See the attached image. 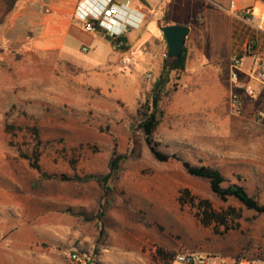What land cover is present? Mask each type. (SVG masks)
<instances>
[{
	"label": "rangeland",
	"instance_id": "obj_1",
	"mask_svg": "<svg viewBox=\"0 0 264 264\" xmlns=\"http://www.w3.org/2000/svg\"><path fill=\"white\" fill-rule=\"evenodd\" d=\"M19 4L0 0V264H164L181 250L264 259V215L220 199L208 180L183 167L219 168L264 203V120L250 116L264 110V93L235 116L231 66H220L212 80L172 73L155 142L182 161L158 162L136 123L168 53L162 27L129 30L127 54L83 24L87 51L41 50L3 33ZM202 12L189 22L200 23ZM36 128L48 173L103 174L115 151L126 155L111 192L98 183L39 181L19 153L32 152ZM203 201L212 206L210 224ZM230 208L242 216L223 225L218 218Z\"/></svg>",
	"mask_w": 264,
	"mask_h": 264
},
{
	"label": "crops",
	"instance_id": "obj_2",
	"mask_svg": "<svg viewBox=\"0 0 264 264\" xmlns=\"http://www.w3.org/2000/svg\"><path fill=\"white\" fill-rule=\"evenodd\" d=\"M83 0H20L19 6L10 14L9 22L3 33L12 41H30L41 50L78 51L86 48V32L79 27L82 24L76 17L77 7ZM122 5L136 28L148 30L156 26L186 25L191 28L187 38V71L197 74H209L211 80L220 66H231L235 47L248 38L247 29L232 14L233 10L251 9L257 18H264V0H116ZM235 7L231 8V3ZM203 10L201 23L189 22L196 10ZM197 12V14H198ZM158 15L156 23H152ZM168 15L170 24L161 23ZM195 15V14H194ZM196 28V30H195ZM163 40H165L164 35ZM161 38V37H160ZM159 38V39H160ZM264 39V37H263ZM130 41V39H129ZM166 42V40H165ZM167 45V42H166ZM168 46V45H167ZM252 66L253 59L247 58ZM231 72V70H230Z\"/></svg>",
	"mask_w": 264,
	"mask_h": 264
},
{
	"label": "trees",
	"instance_id": "obj_3",
	"mask_svg": "<svg viewBox=\"0 0 264 264\" xmlns=\"http://www.w3.org/2000/svg\"><path fill=\"white\" fill-rule=\"evenodd\" d=\"M198 10L194 12L197 15ZM164 24H170V18L168 15L164 17ZM201 23V22H200ZM247 29V34H250V29L245 26ZM97 34L107 38L115 47L116 43L124 42L129 43L127 35L122 36L118 41L112 39L108 36L103 28L100 26L97 21ZM254 37V35H252ZM124 51L129 50L128 47H123ZM238 50L235 47L234 53ZM187 60H188V49L185 48L184 54L177 59H171L166 56L164 60L163 70L153 86L152 91L149 93L146 102L142 105L141 109L138 111L136 128L142 133L145 141L151 149L153 157L161 163H167L172 159H177L182 161V158L179 155L167 154L158 149V145L155 142V135L158 131L159 126L161 125L164 118L163 110V100L167 94V87L171 82L172 73H182L187 70ZM14 126H8L7 132L12 133ZM35 134L37 137V144L33 147L32 152H23L19 149L20 157L29 162L30 167L39 174V181L45 180H58L62 182H72L80 184L88 183H98L104 191L108 194L112 190V183L118 181L120 178V173L122 172V165L127 159L126 155L118 154L117 151L112 155L108 165V172L106 173H87L81 175L76 173L74 175L68 174H57V173H48L44 171L41 165V145L42 141L40 140V132L36 128ZM183 167L186 172L196 178L206 179L210 182L212 192L218 196L220 199L227 201L230 198L237 200L241 203L246 209L254 211L258 215H264V203L260 201L257 196H252L247 191L246 187L231 182L222 172L221 169L216 167L209 166H196L191 162L184 161ZM239 178H241L239 176ZM227 184V185H226ZM207 211L205 212L204 222L210 224L212 222V217L214 215H209V209H212V206L209 201H203ZM104 216V213L100 218ZM241 213L235 208H230L229 213L226 215L220 214L218 220L220 223L225 225L228 222V219L232 217L233 221L239 220L241 218ZM88 220L94 221V218H89ZM173 257L171 255L167 262Z\"/></svg>",
	"mask_w": 264,
	"mask_h": 264
},
{
	"label": "built area",
	"instance_id": "obj_4",
	"mask_svg": "<svg viewBox=\"0 0 264 264\" xmlns=\"http://www.w3.org/2000/svg\"><path fill=\"white\" fill-rule=\"evenodd\" d=\"M234 7L235 2H232L231 8ZM232 14L250 29V35L233 55L230 72L231 112L235 116H242L247 105L258 103L264 93V53L261 51L262 43L260 42V38L264 37V18L257 20L251 9H243L239 12L233 10ZM76 17L88 33L95 35H98V21L105 33L116 41L126 35L130 29L136 28L130 17L124 14L122 5L116 0H83L77 7ZM128 46L129 43L118 42L115 48L124 51L123 47ZM84 51L87 49L84 48ZM127 51L124 53L127 54ZM247 58L253 59L249 69H246L244 65ZM125 62L131 63L132 59L128 57ZM250 116L257 122H262L264 110L256 108ZM72 259L83 262L78 252L72 255ZM164 264H264V259L240 255L227 260L206 255L201 251L181 250Z\"/></svg>",
	"mask_w": 264,
	"mask_h": 264
},
{
	"label": "water",
	"instance_id": "obj_5",
	"mask_svg": "<svg viewBox=\"0 0 264 264\" xmlns=\"http://www.w3.org/2000/svg\"><path fill=\"white\" fill-rule=\"evenodd\" d=\"M162 31L168 45L167 56L171 59L180 58L184 54L191 28L186 25H168Z\"/></svg>",
	"mask_w": 264,
	"mask_h": 264
}]
</instances>
